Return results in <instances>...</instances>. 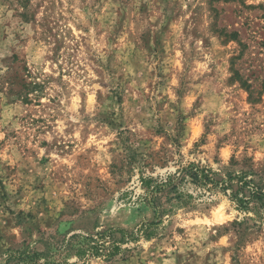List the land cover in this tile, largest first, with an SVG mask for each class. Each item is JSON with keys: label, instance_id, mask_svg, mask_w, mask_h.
Instances as JSON below:
<instances>
[{"label": "rangeland", "instance_id": "rangeland-1", "mask_svg": "<svg viewBox=\"0 0 264 264\" xmlns=\"http://www.w3.org/2000/svg\"><path fill=\"white\" fill-rule=\"evenodd\" d=\"M189 164L220 184L158 217ZM230 175L264 183V0H0V264H264Z\"/></svg>", "mask_w": 264, "mask_h": 264}, {"label": "trees", "instance_id": "trees-1", "mask_svg": "<svg viewBox=\"0 0 264 264\" xmlns=\"http://www.w3.org/2000/svg\"><path fill=\"white\" fill-rule=\"evenodd\" d=\"M232 36L234 39H237L236 33L232 34ZM241 47L245 48L246 46L244 44H241ZM243 55L244 53L241 52L239 56L233 58V61L240 60ZM234 75L237 80L239 79L241 86L245 87L252 97L254 91H252L251 89L252 84L249 82V79L246 78V80H243V78L240 76L239 71H234ZM212 176L213 172H211V170H209L207 167L202 166L201 164H189L187 167L182 168L176 174L170 175L164 180H143V185L147 189L146 191L149 196V202L155 209L156 215L160 217L164 213V210L160 208L162 207V205H164V199L169 200L170 202L175 200L179 202V204L184 206L192 204L191 201L193 197L181 188L183 184L192 185L195 187V189H205L209 188L210 186L219 185L220 183L214 180ZM233 178L234 177L230 175L228 180L223 182V185H225L226 189L231 190H234V184L237 186V189L233 191V197L237 199V201L241 204V207H244L243 205L247 206L254 201H264V183H254L253 180H247V176L245 175L239 176L238 180H233ZM235 181L236 183H234ZM245 190H247L246 194ZM150 224L153 225L154 223ZM115 233L122 234V236L130 235L129 232L122 229H110L105 232H98L97 238H85L86 240L91 242L90 244H87V246L93 251L96 250L97 252H100L101 248L106 247L105 238L107 239L109 237L111 239L110 236L114 235ZM121 240L124 241L125 239L123 238ZM113 242L117 243L116 240H113ZM112 247L113 249H119L117 245H113Z\"/></svg>", "mask_w": 264, "mask_h": 264}]
</instances>
